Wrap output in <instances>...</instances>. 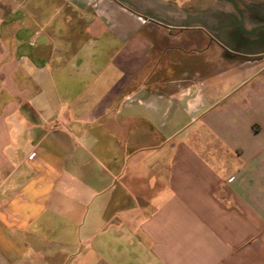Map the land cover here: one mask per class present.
<instances>
[{
    "label": "crops",
    "instance_id": "crops-1",
    "mask_svg": "<svg viewBox=\"0 0 264 264\" xmlns=\"http://www.w3.org/2000/svg\"><path fill=\"white\" fill-rule=\"evenodd\" d=\"M11 2L0 264H264V0Z\"/></svg>",
    "mask_w": 264,
    "mask_h": 264
},
{
    "label": "rangeland",
    "instance_id": "rangeland-1",
    "mask_svg": "<svg viewBox=\"0 0 264 264\" xmlns=\"http://www.w3.org/2000/svg\"><path fill=\"white\" fill-rule=\"evenodd\" d=\"M197 1L198 0H196V2ZM183 4H186V3H183ZM183 4H180V6L181 7L184 6ZM12 5H13V2H11V0H0V7L3 8L4 10H10L12 8Z\"/></svg>",
    "mask_w": 264,
    "mask_h": 264
},
{
    "label": "built area",
    "instance_id": "built-area-1",
    "mask_svg": "<svg viewBox=\"0 0 264 264\" xmlns=\"http://www.w3.org/2000/svg\"><path fill=\"white\" fill-rule=\"evenodd\" d=\"M58 128H59V126L55 125V124L49 125V127H48L49 131H56V130H58ZM34 156H35V154H31L29 156V158L32 159Z\"/></svg>",
    "mask_w": 264,
    "mask_h": 264
},
{
    "label": "water",
    "instance_id": "water-1",
    "mask_svg": "<svg viewBox=\"0 0 264 264\" xmlns=\"http://www.w3.org/2000/svg\"><path fill=\"white\" fill-rule=\"evenodd\" d=\"M153 20H155L154 18H152ZM242 19V18H241ZM155 21H157V20H155ZM202 24V23H201ZM203 25V27H205L206 29H209V27H207V26H205V24L203 23L202 24ZM240 28L241 29H243V24H242V21H241V25H240ZM260 29H264V26L263 27H260V28H258L257 30H260Z\"/></svg>",
    "mask_w": 264,
    "mask_h": 264
}]
</instances>
